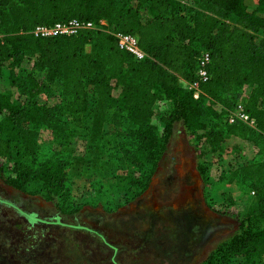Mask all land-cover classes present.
<instances>
[{
    "label": "trees",
    "instance_id": "16d2710c",
    "mask_svg": "<svg viewBox=\"0 0 264 264\" xmlns=\"http://www.w3.org/2000/svg\"><path fill=\"white\" fill-rule=\"evenodd\" d=\"M183 1L0 0V79L7 68L9 82V93L0 94V135L5 136L0 138V157L8 156L12 145L22 148L7 185L23 192L32 181L45 191L46 200L69 204L67 173L72 164L57 156L38 161L37 134L42 127L61 130L63 114L86 113L88 88L95 94L92 136L101 138L108 111L119 108L126 113L127 133L137 140L142 163L152 167L175 124L203 139L213 152L231 136L252 141L264 152V12L249 11L246 0ZM71 20L96 28L73 36L32 35L36 27ZM116 33L136 35L146 57L137 61L119 49ZM204 52L210 59L208 80L199 85L195 99L188 86L196 81ZM25 60L59 85V105L33 101L44 87L21 72ZM244 87H250L246 97L241 95ZM15 93L27 95V103L17 104ZM161 101L169 103L161 117L165 144L149 125ZM238 103L254 127L228 123ZM214 105L220 106L219 113ZM208 116L215 119L210 126L203 121ZM237 173L253 193L250 216L241 217L239 232L204 264H229L237 257L247 263L264 260V160L241 166Z\"/></svg>",
    "mask_w": 264,
    "mask_h": 264
},
{
    "label": "rangeland",
    "instance_id": "374dc122",
    "mask_svg": "<svg viewBox=\"0 0 264 264\" xmlns=\"http://www.w3.org/2000/svg\"><path fill=\"white\" fill-rule=\"evenodd\" d=\"M246 4L249 11L264 12V0ZM226 22L233 24L232 19ZM21 72L44 87L33 101L59 105L60 87L46 80L45 71L25 60ZM249 92L250 87H244L242 97ZM8 93L5 68L0 94ZM15 99L25 105L28 96L15 93ZM94 101L88 88L86 113L63 114L61 130L42 127L37 134L38 161L57 156L72 164L66 206L46 200L35 182L23 192L6 184V178L13 177L20 146L12 145L9 155L0 157V264H204L239 232L241 217L250 216L254 197L237 171L263 161L264 152L252 141L234 136L213 152L179 124L165 144L161 117L169 103L161 101L149 125L165 149L152 167L142 163L137 140L127 133L126 113L119 108L108 111L101 138L92 136ZM213 109L219 113L220 106ZM211 118L203 121L210 126L215 121ZM229 264L264 260L247 263L237 257Z\"/></svg>",
    "mask_w": 264,
    "mask_h": 264
},
{
    "label": "built area",
    "instance_id": "2783aa9c",
    "mask_svg": "<svg viewBox=\"0 0 264 264\" xmlns=\"http://www.w3.org/2000/svg\"><path fill=\"white\" fill-rule=\"evenodd\" d=\"M104 24V23H101ZM96 26L91 22H81L78 20H71L67 23H57L52 27L39 26L32 31V35L36 38H51L58 36H73L81 30L95 29ZM114 37L117 40L119 49L128 52L135 60L141 61L146 55L139 47V39L136 35L116 33ZM209 55L204 52L198 59V67L196 71V81L188 86L190 91H193V97L198 99L200 96L199 85L208 80L207 67L209 64ZM236 121L245 123L254 127V120L250 119L249 115L244 112L241 103H238L235 110L230 114L228 123L233 124ZM253 194V193H252Z\"/></svg>",
    "mask_w": 264,
    "mask_h": 264
}]
</instances>
